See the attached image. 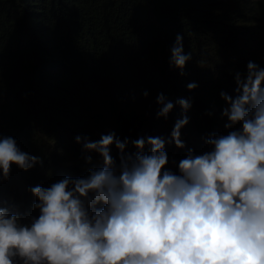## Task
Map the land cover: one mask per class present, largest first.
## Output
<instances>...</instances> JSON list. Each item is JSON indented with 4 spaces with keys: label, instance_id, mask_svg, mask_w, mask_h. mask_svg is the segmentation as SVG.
<instances>
[{
    "label": "trees",
    "instance_id": "16d2710c",
    "mask_svg": "<svg viewBox=\"0 0 264 264\" xmlns=\"http://www.w3.org/2000/svg\"><path fill=\"white\" fill-rule=\"evenodd\" d=\"M177 35L191 54L183 69L170 63ZM250 61L264 68V0H0V137L40 159L0 173V207L30 223L39 215L30 189L101 167L84 143L113 127L126 153L133 140L162 138L166 170L179 174L189 149L208 152L210 136L239 127L225 128L220 93L236 95L235 74ZM160 94L174 105L167 118L157 117ZM185 116L177 148L171 132Z\"/></svg>",
    "mask_w": 264,
    "mask_h": 264
},
{
    "label": "clouds",
    "instance_id": "9594fccd",
    "mask_svg": "<svg viewBox=\"0 0 264 264\" xmlns=\"http://www.w3.org/2000/svg\"><path fill=\"white\" fill-rule=\"evenodd\" d=\"M182 41L177 35L170 61L180 69L191 59ZM235 83V96H220L225 128L239 127L210 136L208 152L189 149L179 174L166 170L160 137L131 141L135 153H126L129 140L115 133L85 140L103 165L86 177L32 187L38 217L22 223L0 207V264H264V68L248 62ZM157 103V117L167 118L173 103L163 94ZM177 103L190 108L187 100ZM187 123L186 116L179 119L171 132L177 148L185 147L180 137ZM113 144L119 163L110 155ZM39 162L14 138L0 137L3 179L13 164L28 170Z\"/></svg>",
    "mask_w": 264,
    "mask_h": 264
},
{
    "label": "rangeland",
    "instance_id": "374dc122",
    "mask_svg": "<svg viewBox=\"0 0 264 264\" xmlns=\"http://www.w3.org/2000/svg\"><path fill=\"white\" fill-rule=\"evenodd\" d=\"M114 129H115V127H113L112 129H110L109 130V133H112V130H114ZM102 162H103L102 159H99V160H97V164L96 165L102 166L103 165ZM34 201H36V200H34ZM3 202L8 203L6 199H4ZM6 207L11 212V206L9 204H6ZM19 264H22V262H19Z\"/></svg>",
    "mask_w": 264,
    "mask_h": 264
}]
</instances>
